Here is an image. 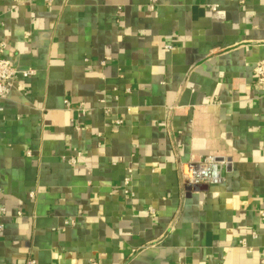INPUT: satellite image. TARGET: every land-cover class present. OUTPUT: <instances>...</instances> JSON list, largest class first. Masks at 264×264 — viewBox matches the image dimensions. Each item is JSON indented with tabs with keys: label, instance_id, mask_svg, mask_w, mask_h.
<instances>
[{
	"label": "crops",
	"instance_id": "0c3cea01",
	"mask_svg": "<svg viewBox=\"0 0 264 264\" xmlns=\"http://www.w3.org/2000/svg\"><path fill=\"white\" fill-rule=\"evenodd\" d=\"M0 19L34 70L0 100V264H264V0H0ZM204 155L223 181L185 185Z\"/></svg>",
	"mask_w": 264,
	"mask_h": 264
},
{
	"label": "built area",
	"instance_id": "2783aa9c",
	"mask_svg": "<svg viewBox=\"0 0 264 264\" xmlns=\"http://www.w3.org/2000/svg\"><path fill=\"white\" fill-rule=\"evenodd\" d=\"M214 8V5L212 6ZM3 26V22L0 19V27ZM5 48V43L0 39V100L6 98L12 89L14 82L19 78H27L34 74V70L25 69L20 70L13 66L11 61L3 55ZM165 50H172L173 46L171 44L164 45ZM253 77L254 83L257 88L262 92L264 96V57L258 60L253 66ZM128 92V90H126ZM101 99L100 102H103ZM80 111L85 114L86 108L83 103H80ZM65 105L68 106L69 102L65 100ZM110 108L108 106H103V113L108 114ZM122 124V120L116 118L113 120L114 126H119ZM70 164L76 163V157L71 156L67 159ZM229 164L227 158H218L212 155H204L199 158H191L187 162L180 163L178 166V172L181 181L188 186L194 187L196 185H218L223 181L222 169L226 168ZM128 175L123 178V185L128 186L130 183V173L131 169H127ZM3 212V208L0 209ZM259 215L264 217V209L258 211ZM19 214V212H17ZM65 223L73 224L72 220L66 221ZM2 226L0 225V230ZM251 236L255 237L256 232L252 231ZM241 246L248 249L245 239L239 241ZM250 250V249H248ZM28 264H33L34 260L30 259ZM13 264V263H6Z\"/></svg>",
	"mask_w": 264,
	"mask_h": 264
}]
</instances>
